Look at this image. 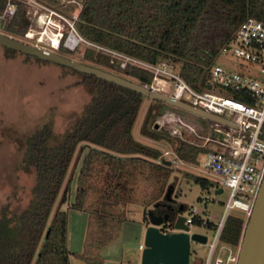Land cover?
Wrapping results in <instances>:
<instances>
[{"label": "trees", "instance_id": "obj_1", "mask_svg": "<svg viewBox=\"0 0 264 264\" xmlns=\"http://www.w3.org/2000/svg\"><path fill=\"white\" fill-rule=\"evenodd\" d=\"M7 1L0 0V13ZM41 1L50 6L54 3ZM80 1L76 30L91 44L83 53L85 61L144 86L152 83L153 72L131 63L121 68L120 57L97 46L149 64L166 61L191 88L201 91L239 25L248 17L264 22V0ZM15 3V14L3 28L18 37L25 34L30 20L24 3ZM4 49L8 54L21 53ZM59 50L62 55L71 53L63 46ZM66 70L81 76L91 99L74 125L63 133L55 132L52 121H47L27 137L22 162L35 171V184L22 212L13 214L7 207L3 209L0 264H71L73 253L68 247V211L64 205L88 214L84 250L75 254L77 259L103 264L102 250L119 238L123 224L130 220L129 205L142 207L143 219L148 222V210L157 202L176 201V197L171 201L166 198L169 187L175 188L171 181L174 169L166 162L156 161L163 154L162 149L143 143L133 134L147 97L104 79ZM166 107L163 101L152 100L139 129L141 134L170 145L186 161L198 162L205 148L183 142L156 127ZM191 176L203 189L214 187L204 177ZM201 217L195 216L194 225L201 224ZM245 220L246 215L228 216L221 242L239 246ZM208 225L213 230L217 227L216 223ZM192 264L204 263L196 260Z\"/></svg>", "mask_w": 264, "mask_h": 264}, {"label": "rangeland", "instance_id": "obj_2", "mask_svg": "<svg viewBox=\"0 0 264 264\" xmlns=\"http://www.w3.org/2000/svg\"><path fill=\"white\" fill-rule=\"evenodd\" d=\"M20 1L24 3L26 16L30 20L29 28L23 36L18 37H14L3 28L9 23L17 9L15 0H8L6 8L0 13L1 33L56 53H61L59 49L63 46L71 52L63 53V55L88 63L83 57L85 49L91 46L87 42L81 40L75 50H70L65 46L71 35L79 37L76 33L75 20L82 6L80 0H53L52 6L41 0ZM9 6H13L14 12L7 11ZM58 35H62L63 38L56 50L53 47L56 46L53 45V40L59 37ZM221 55L225 61L235 58L231 50L223 52ZM66 69L50 62H37L21 53L8 54L0 44V216L5 207L13 214L22 212V208L28 204L32 197L31 190L35 184V171L32 167H25L22 162L27 137L47 121H52L55 132L63 133L74 125L84 105L91 99L90 89L81 83V76ZM151 102L152 100L147 98L141 105L140 113L133 127L134 137L148 145L157 146L162 149L163 153L173 151L170 145L154 142L144 137L139 130L146 109ZM168 111L180 115L184 121L194 126L200 135L214 136L215 129L205 118L175 106L167 105L165 112ZM179 127L186 140L198 145L203 142L196 133H192L182 126ZM162 129L166 130L164 127ZM208 149L221 150L222 148L210 144ZM179 158L185 163L192 165L195 163L201 166L205 152L200 154L198 162L194 163L186 161L180 156ZM171 168L174 169L171 181L175 182L172 197H176L175 199L180 203L189 207H197L203 212L201 214L203 218L208 219L212 224H217L225 213L229 190L225 189L222 193H217L215 186L203 189L191 175L203 176L190 166H171ZM186 172L190 175H185ZM75 186L74 182L73 190ZM203 193L214 201L205 202L202 200ZM73 198L72 195L70 202L73 201ZM127 208L130 220L123 224L119 241L116 240V244H114L115 242L114 245L111 244L113 247L110 250L103 251L102 257L108 258H104L105 264H118L117 261L122 259V255H125L126 258L130 256L131 264L141 263L143 250L139 243L144 245V229L149 221H144L143 208L139 205H129ZM63 209L68 211V247L73 253L71 264H87L78 260L75 254H80L84 250L88 214L67 205H64ZM185 214L189 215V210H186ZM240 215H245V213L237 208H234L229 214L231 217ZM247 220L246 217L245 224ZM191 232L208 236L206 244L191 242L190 264L196 260L204 263L209 254L214 230L211 227L195 224L191 227ZM237 247L234 246V249L238 250Z\"/></svg>", "mask_w": 264, "mask_h": 264}, {"label": "built area", "instance_id": "obj_3", "mask_svg": "<svg viewBox=\"0 0 264 264\" xmlns=\"http://www.w3.org/2000/svg\"><path fill=\"white\" fill-rule=\"evenodd\" d=\"M7 11L14 12L13 6H9ZM76 33L79 36L76 44L71 39L76 36L74 34L65 43L70 50H75L81 40L87 42L78 32ZM58 36L60 42L63 36ZM59 42L57 46H53L54 49L57 50ZM231 43L222 52L231 50L235 58L225 61L220 55L211 68L206 86L201 91L191 88L180 73L166 61L149 64L97 46L113 57H120L121 68H126L131 63L153 72L152 83L146 86L164 92L174 100L187 102L227 120L226 124L210 123L215 129L214 136L211 137L200 135L194 126L174 112H164L157 119L159 127L166 128L172 137L206 149L201 166L183 162L176 151L164 152L156 159L157 162H170V166L173 167L190 166L213 182L216 190L220 188H223V191L229 190L225 213L214 230L204 264H237L240 245L236 250L221 242V232L234 208L240 209L249 218L264 178V22L248 17L237 28L236 36ZM220 60H224V63L220 64ZM179 126L196 133L203 142L198 145L186 140ZM210 144L222 149L209 150ZM201 198L205 202L214 201L205 193ZM188 210L189 215H186L185 224L190 226L192 234L191 227L194 225L195 216H202L203 212L194 206ZM209 222L208 219L201 217L200 225L209 227ZM164 226L165 232L177 230L173 225H169L170 228ZM140 248L143 250L145 246L140 245Z\"/></svg>", "mask_w": 264, "mask_h": 264}, {"label": "water", "instance_id": "obj_4", "mask_svg": "<svg viewBox=\"0 0 264 264\" xmlns=\"http://www.w3.org/2000/svg\"><path fill=\"white\" fill-rule=\"evenodd\" d=\"M0 44L8 49L39 57L44 61L104 79L133 91L135 90L151 100H160L171 107L175 106L195 113L205 118L209 123H227V120L221 116L208 113L187 102L174 100L164 92L144 86L135 81L133 82L119 74L111 73L100 67H94L90 64L74 60L58 52L48 51L39 46H32L1 32ZM222 63H224V60H220V64ZM156 127H159L157 122ZM167 165L170 166V162H167ZM174 190V187H169L166 194L168 201L172 200ZM216 192L222 193L223 188L216 190ZM163 205H166L165 202L160 201L155 204L154 208L148 210L149 224L144 236L145 248L141 255L140 264H190L191 242L206 244L208 236L197 232L190 234V226L185 224L186 215L181 212H177L173 219L156 213V209ZM253 205V211L246 222V227L240 241L237 264H264V178ZM181 206H183V211L188 209L186 204L181 203ZM168 223L175 226L176 232H165L163 230V226Z\"/></svg>", "mask_w": 264, "mask_h": 264}, {"label": "flooded vegetation", "instance_id": "obj_5", "mask_svg": "<svg viewBox=\"0 0 264 264\" xmlns=\"http://www.w3.org/2000/svg\"><path fill=\"white\" fill-rule=\"evenodd\" d=\"M166 205L160 206L157 210L156 213L158 214H162L164 216H168L170 219H173L176 216L177 212H181L184 215L186 210H182L181 203L176 199V201H172V202H165ZM166 227H171L169 226L170 224H165Z\"/></svg>", "mask_w": 264, "mask_h": 264}, {"label": "crops", "instance_id": "obj_6", "mask_svg": "<svg viewBox=\"0 0 264 264\" xmlns=\"http://www.w3.org/2000/svg\"><path fill=\"white\" fill-rule=\"evenodd\" d=\"M147 226V225H146ZM148 227V226H147ZM147 227L144 229V232L146 233V229H147ZM119 239H120V236H119V238L117 239V242L119 241ZM117 242H115L114 244H116ZM113 244V245H114ZM140 245H142V243H139V246ZM113 246L112 245H109V246H106L103 250H102V256H103V251L104 250H106V249H111ZM123 257H122V259H120V261H117L118 262V264H131L132 263V261L130 260V256L129 257H127L126 258V256L125 255H122ZM104 258H106V259H108L106 256H104ZM133 259V258H132ZM105 264V263H104Z\"/></svg>", "mask_w": 264, "mask_h": 264}, {"label": "bare ground", "instance_id": "obj_7", "mask_svg": "<svg viewBox=\"0 0 264 264\" xmlns=\"http://www.w3.org/2000/svg\"><path fill=\"white\" fill-rule=\"evenodd\" d=\"M71 39H72V41L75 44L79 41L78 37H76V36L75 37H72ZM58 42H59V37H57L56 39L53 40V44L56 45V46H57Z\"/></svg>", "mask_w": 264, "mask_h": 264}]
</instances>
